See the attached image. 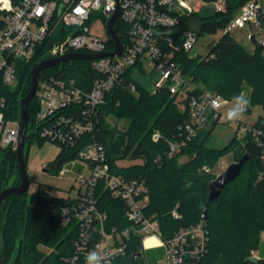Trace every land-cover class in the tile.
Instances as JSON below:
<instances>
[{
    "label": "built area",
    "instance_id": "obj_1",
    "mask_svg": "<svg viewBox=\"0 0 264 264\" xmlns=\"http://www.w3.org/2000/svg\"><path fill=\"white\" fill-rule=\"evenodd\" d=\"M228 1L19 0L15 4L13 0H0V148L11 147L15 151L21 134V118L15 120L7 114L6 92L7 88L16 87L20 64L34 60L61 27L69 30L68 34L46 50V59L69 53L101 55L115 51L116 43L108 23L118 12L113 28L121 43V53L92 60L98 77L93 80L90 91L76 86L74 81L50 77L38 83L34 96L38 109L35 129L29 128V133L78 153L59 173L63 176L79 168L75 195L64 197L67 202L59 209L60 226L74 227L77 234L74 252L63 259L64 264H85L86 254L94 250L104 257L105 264H114L127 255L128 243L135 237L140 238V258L146 264L149 249L163 250L158 264H198L209 251L210 237L204 221L181 227L170 238H164L159 219L147 214L151 194L146 180L112 172L108 149L97 139L99 109L106 103V94L124 80L128 70H132L134 79H144L152 94L168 91L179 109L189 113L188 122L180 127L179 139L167 141L166 157L178 156L207 124H228L235 127L237 140L243 141L249 136L263 148L259 181L264 183L262 131L239 120L228 121L221 112L228 100L215 91L198 89L179 61L182 54L199 57L190 53L204 24L215 15L227 14ZM100 22L106 26L105 36L93 33V26ZM245 28L255 47L264 46V0H248L220 30L223 36ZM130 89L135 91V84ZM161 139V133L154 131L152 140L158 143ZM218 166L217 172L207 167L204 170L218 177L230 164L222 158ZM100 190L124 202V219L130 223L127 227H108V215L99 209ZM178 208L179 205L171 212L176 220L182 218ZM149 239H154L157 245L154 242L146 245ZM40 250L46 254L54 251L44 245ZM249 257L264 261L255 249Z\"/></svg>",
    "mask_w": 264,
    "mask_h": 264
},
{
    "label": "trees",
    "instance_id": "obj_2",
    "mask_svg": "<svg viewBox=\"0 0 264 264\" xmlns=\"http://www.w3.org/2000/svg\"><path fill=\"white\" fill-rule=\"evenodd\" d=\"M247 1L229 0L228 13L215 15L211 21H206L200 35L222 29ZM13 2L17 4L19 0ZM67 34L65 28H58L34 60L20 64V83L12 90L7 88L6 92L10 118H21V100L30 91L32 70L39 63V57ZM263 48L257 46L250 53L230 34H225L206 57L191 58L182 54L179 61L186 75L199 86L198 89L212 90L226 100H232L234 95L242 93L247 87L250 90V105L264 107ZM92 63V60L78 59L50 67L39 74V82L55 77L74 81L76 86L89 92L93 80L98 77ZM131 84H135V91L130 89ZM37 109L34 97L29 104L31 131L35 129ZM110 117L124 121L123 130L111 126ZM188 120L189 113L179 109L176 99L168 91L152 94L150 87L140 86V82L132 76V70H128L124 80L106 94V103L99 109L97 139L108 149L112 172L146 180L151 194L147 214L159 219L164 238H170L181 227L202 221L207 206L208 216L204 223L209 231V251L198 264H264V261L253 262L249 257L253 249H259L260 233L264 231V183L259 181L263 169V148L249 136L243 141L233 136L226 147L210 148L209 140L218 125L212 122L200 129L178 156L166 157L167 141L179 139L180 127ZM254 127L262 131L264 143V118L260 117ZM154 131L162 135L158 143L152 140ZM35 138L44 141L37 137L32 139ZM63 150L68 155L57 160L55 173L58 175L63 166L76 159L78 154L75 149L64 147ZM229 154L234 156L233 162L249 155L243 167V170L245 167L248 169L247 182H238L242 170L238 178L223 189L221 196L210 202L209 188L217 175L207 172L204 167L214 171L219 161ZM159 157L161 159L157 160ZM182 157H185L184 161H181ZM133 159L142 160V163L129 167L119 164L120 161ZM19 184L17 151L11 147L0 148V193L6 187ZM66 202L41 186L32 194L28 191L8 196L3 202L1 224L5 260H10V264H64L63 259L74 252L73 243L77 236L74 227L64 228L59 224V209ZM177 205L182 214L179 220L171 215ZM99 209L108 215L109 228H123L130 224L124 219V202L113 198L108 191H99ZM139 239L130 240L127 255L114 264H146L144 259L134 257L142 251ZM41 245L54 251L46 254L40 250ZM159 251L162 256L163 250ZM146 257L147 264H150L147 252Z\"/></svg>",
    "mask_w": 264,
    "mask_h": 264
},
{
    "label": "rangeland",
    "instance_id": "obj_3",
    "mask_svg": "<svg viewBox=\"0 0 264 264\" xmlns=\"http://www.w3.org/2000/svg\"><path fill=\"white\" fill-rule=\"evenodd\" d=\"M200 21V20H199ZM201 22H199L200 24ZM69 31V30H68ZM93 33L99 34L100 36H105L106 33V26L103 22L95 24L93 26ZM249 30L245 29H235L231 36L233 39L242 45L248 52L253 53L256 47L250 42L248 39ZM264 35V32L263 34ZM222 36V31L218 30L212 34H202L199 36V40L195 45L194 49L191 51V56H199V57H206L210 54L215 47L216 41ZM63 41V40H61ZM59 41V42H61ZM56 42L52 46H50L47 50L52 48L55 44L59 43ZM264 53V48H263ZM48 58V51L43 53L41 57H39V63ZM140 82V86L146 85V81L144 79L138 80ZM20 83L19 78L17 79V84ZM14 88V87H13ZM151 88V87H150ZM246 89L242 92L245 94L246 98L249 100V106L251 108V114H246L245 111L242 114L239 121H242L248 125H254L256 121L260 118H264V107L261 105L251 106L250 101V90L245 87ZM177 103V102H176ZM232 100H228L224 102V105L221 109V112L226 115L229 108H231ZM109 123L111 126H117L119 129L123 130L125 126L124 121H117L114 120L112 117L109 119ZM234 126H230L228 124H218L209 140L208 145L212 148L220 149L224 148L231 142L234 136ZM244 136H242L243 138ZM68 155V152L64 151L63 148L53 143L49 140H44L43 142L38 139H32L31 142L26 143V164H27V173L30 180V188L29 193L32 194L36 191L40 186L47 188L54 197L64 198L68 195H75V188L77 187L75 183V178L77 177V172L79 168L77 167L74 172H68L63 176H59L55 173L56 169L58 168V159L65 157ZM60 156V157H59ZM185 157L181 158V161H184ZM223 160L227 164H233L235 162L234 156L229 154L223 157ZM142 163V160L133 159V160H123L120 161L119 164L122 167H129L131 165H136ZM51 168V169H49ZM48 169L49 172H45L44 170ZM51 170V171H50ZM216 172L219 170V166L217 165L214 169ZM248 169L245 167L243 170L240 178L239 183L245 184L247 182V175ZM2 232L3 226L0 227V264H10L11 261H6L4 257V249H3V242H2ZM154 242V243H153ZM260 242L261 245L258 249L260 255L264 258V231L260 233ZM151 243L157 245V242L154 239H149L146 242V245H150ZM160 248L149 249L147 251L148 259L150 264H158V261L162 257L160 255ZM254 250V249H253Z\"/></svg>",
    "mask_w": 264,
    "mask_h": 264
},
{
    "label": "water",
    "instance_id": "obj_4",
    "mask_svg": "<svg viewBox=\"0 0 264 264\" xmlns=\"http://www.w3.org/2000/svg\"><path fill=\"white\" fill-rule=\"evenodd\" d=\"M118 16V12L109 20L108 29L112 34L115 43L116 50L113 52H107L101 55H90L85 53H69L64 56L44 59L40 63H38L32 70V79H31V88L29 93L21 100V134L19 138V144L17 148V160H18V172L20 176V184L17 186H9L2 190L0 193V227L3 219V211L2 206L4 200L12 195V194H24L29 191L30 188V180L27 173V164H26V143L31 141L34 133H29V104L31 100L34 98L38 83H39V74L50 67L59 66L64 62H68L71 60H94L102 56H115L121 53V43L117 36L116 31L113 28L114 20ZM251 108L247 105L245 110L246 114H251ZM249 155H244L239 162H235L231 164L225 172H223L220 176H218L212 185L209 188V201H215L218 199L223 189L231 182L235 181L238 176L241 174L245 163L248 161ZM45 172H49L48 169L44 170ZM208 216V208L207 206L204 208L202 214V221H205ZM142 253L136 254L134 257H141ZM253 262H258L256 258H250Z\"/></svg>",
    "mask_w": 264,
    "mask_h": 264
},
{
    "label": "clouds",
    "instance_id": "obj_5",
    "mask_svg": "<svg viewBox=\"0 0 264 264\" xmlns=\"http://www.w3.org/2000/svg\"><path fill=\"white\" fill-rule=\"evenodd\" d=\"M214 104L216 102L214 101ZM249 100L244 93H239L232 97V107L226 113L228 121L239 120L247 108ZM218 106V105H217ZM123 251V250H121ZM85 264H105L104 257L98 251H90L85 256Z\"/></svg>",
    "mask_w": 264,
    "mask_h": 264
},
{
    "label": "crops",
    "instance_id": "obj_6",
    "mask_svg": "<svg viewBox=\"0 0 264 264\" xmlns=\"http://www.w3.org/2000/svg\"><path fill=\"white\" fill-rule=\"evenodd\" d=\"M209 146V145H208ZM210 148H212L211 146H209ZM221 149V148H220Z\"/></svg>",
    "mask_w": 264,
    "mask_h": 264
}]
</instances>
